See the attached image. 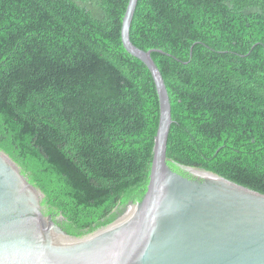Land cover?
Instances as JSON below:
<instances>
[{
    "label": "trees",
    "instance_id": "obj_1",
    "mask_svg": "<svg viewBox=\"0 0 264 264\" xmlns=\"http://www.w3.org/2000/svg\"><path fill=\"white\" fill-rule=\"evenodd\" d=\"M129 0H0V151L82 237L147 190L160 104ZM171 105L168 164L264 193V0H138Z\"/></svg>",
    "mask_w": 264,
    "mask_h": 264
},
{
    "label": "water",
    "instance_id": "obj_2",
    "mask_svg": "<svg viewBox=\"0 0 264 264\" xmlns=\"http://www.w3.org/2000/svg\"><path fill=\"white\" fill-rule=\"evenodd\" d=\"M138 0L122 20L125 49L154 79L160 116L147 190L108 225L82 237L45 212L44 193L0 151V264H264V193L213 171L168 164L169 90L152 52L131 39ZM195 169L201 175L195 174Z\"/></svg>",
    "mask_w": 264,
    "mask_h": 264
},
{
    "label": "bare ground",
    "instance_id": "obj_3",
    "mask_svg": "<svg viewBox=\"0 0 264 264\" xmlns=\"http://www.w3.org/2000/svg\"><path fill=\"white\" fill-rule=\"evenodd\" d=\"M195 174L199 175V176H203L201 175L198 171H196L195 169H191Z\"/></svg>",
    "mask_w": 264,
    "mask_h": 264
}]
</instances>
